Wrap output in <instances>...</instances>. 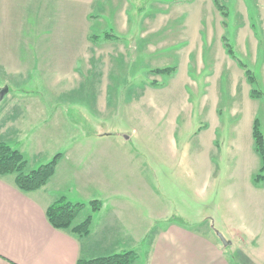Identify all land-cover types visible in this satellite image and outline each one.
<instances>
[{"label":"rangeland","instance_id":"1","mask_svg":"<svg viewBox=\"0 0 264 264\" xmlns=\"http://www.w3.org/2000/svg\"><path fill=\"white\" fill-rule=\"evenodd\" d=\"M230 1L231 5L221 2L230 18L226 28L222 23H186L178 0H123L120 4H108L107 15L98 9L93 15L91 34L100 36V40L87 43L82 53H92L91 63L101 65L100 74L96 71L84 76L69 74L75 81L73 87L82 84L78 83L79 78L82 81L90 78L99 89L97 95L84 89L71 91L58 100L62 92L55 87L63 81L62 76L22 78L0 74V90L7 85L11 87L0 102V142L22 150L32 167L46 164L61 153L64 161H60L59 169L66 174L71 153L78 150L77 141L91 143L92 149H107V163L117 164L116 169L107 173V182L104 180L108 193H96L94 188L84 192V198L97 194L100 200L109 203L99 214L87 207L79 214L77 223L95 215L100 220L98 237L107 227L105 220L115 212L116 201L124 197L134 202L133 213L147 217L152 203L159 218L144 241L131 247L139 259L141 256V262L149 255L153 241L171 239L164 233L158 236L161 230L179 225L190 234L205 232L204 256L212 257L211 240L216 247V264H264V183L253 182L261 168V159L253 148V121L243 108L237 109L241 115L236 121L230 119L232 101L226 91L224 106L230 114L222 116L217 134L220 147L216 151L219 124L216 123V64L210 66L213 51L207 47L202 50L199 38L187 44L200 36H228L238 57L254 72L256 88L263 93L262 98L253 100L249 96L251 86L244 77L235 104L242 102L254 119L259 118L264 133V12L258 6L260 0H242L243 6ZM240 10L244 11L243 18L237 12ZM114 12L128 17L129 23H114ZM46 16L42 31L45 37L53 38L65 30L73 34V29L52 22V12ZM231 16L233 20L236 18V23L231 22ZM106 34L120 40L105 41ZM57 46L62 56L59 65L63 68L72 65L73 60L66 58L72 52L71 45ZM44 48L51 50L47 43ZM39 51V48L34 50ZM193 51L188 71L185 65ZM51 62L47 60L45 67ZM165 68H176L175 75L168 77L153 72ZM210 72L214 73L211 78ZM154 82L160 86L152 85ZM64 83L69 86L68 81ZM67 100L71 101L67 103ZM54 101L51 106L57 116L51 123L45 118L44 124L37 118L36 112L42 109L39 103ZM5 136H16L19 140L12 137L7 141ZM87 136L97 141L86 140ZM127 139L130 143L125 146ZM175 139L178 149L173 145ZM235 143L234 150L228 149V145ZM91 154L95 157L96 152ZM75 174L70 181L77 186L88 183V179ZM120 189L124 190L122 196L118 195ZM131 196H138L141 201L129 199ZM217 232L232 244L224 246ZM126 237L121 233L116 237L110 235L109 245L122 253ZM102 239L106 241L105 236Z\"/></svg>","mask_w":264,"mask_h":264},{"label":"crops","instance_id":"2","mask_svg":"<svg viewBox=\"0 0 264 264\" xmlns=\"http://www.w3.org/2000/svg\"><path fill=\"white\" fill-rule=\"evenodd\" d=\"M122 2L123 0H0V74L22 78L31 75L47 76L57 74L62 76L63 81L55 87L57 91L62 92V94H59L58 100L64 99L71 91L75 93L86 89L88 92H99V89L90 78L86 81L79 78L78 83L82 84L73 87L75 81L70 78L69 74L84 76L88 75L87 73L93 74V71L100 74L101 65L91 63L92 53H82L87 47V43H96L100 40V38L96 39L94 34H91L93 15L100 8L103 13L101 14L106 13L107 15L109 11L105 10V7L108 4H120ZM221 2L231 5L230 0H193L190 3H178L182 5L181 12L185 18L183 21H186V23H222L223 26V23H229L230 18ZM234 3L244 5L242 0H235ZM217 4L222 5L223 10H219ZM258 6L260 11L264 12V0H260ZM49 12L53 13L52 22L61 23L62 28L73 29V34L65 30L64 32L59 31L58 35H54L53 38L45 37L42 31L44 23H47L46 13ZM237 12L241 13L242 18L244 17V11ZM114 13V23H129L130 19L128 17L123 18L120 12ZM231 22L236 23V18L233 20L231 16ZM239 22H242V19ZM224 36L226 35L220 34L216 38L209 35L206 38L200 36L191 39L187 43L190 45L193 40L199 38L202 50L207 47L209 51H213L210 66L216 64V123L219 124L216 129V151L220 147L217 134L220 131L222 116L230 114V110L224 106V93L226 91L228 99L232 101L230 119L236 121L238 116L241 115L237 109L242 110L243 108L245 115H249L250 121H253V123L255 121L254 115L251 114V111L248 113V109L242 102L235 104L238 101V87L242 88L246 76L238 65L242 72L237 69L226 53L223 44ZM45 43L51 47V50H45ZM58 44L71 45L72 47V52L66 58L73 61L72 65L67 66V68L59 65L61 61L59 58L62 56L59 53ZM37 48L40 51L34 52ZM216 54H221V56L217 58ZM193 56L194 51L187 58L188 62L185 66L188 71ZM22 57H25V60H22ZM63 58L65 57L63 56ZM47 60L52 62L45 67ZM77 60H79V63H77ZM200 62L202 64V59H200ZM74 66H78V68L76 69ZM202 68H205L204 64H202ZM209 75L211 78L214 73L210 72ZM67 81L69 86L64 83ZM7 86L5 88L10 91V85ZM23 86H27V84ZM19 90H22V88ZM247 95L248 91L245 92L246 98H248ZM100 100L102 101V99ZM68 101L71 100H67V103ZM247 102L250 101L247 100ZM39 104H42V109L36 112L39 114L37 118L39 121L42 120L44 124L47 122L44 119L47 118L51 123L57 116L56 109L51 106L55 104V101L46 104L40 102ZM25 106L27 107V105ZM9 137L5 139L8 141V139L14 137L19 140L16 136ZM86 140L97 141L91 136H87ZM82 142L84 141L76 142L75 146L78 150L71 153L72 159L67 167L66 174H63V170L59 169V165L55 176L48 185L38 191L23 192L16 186L14 175H0V264H78L80 260L84 259L104 257L110 253L120 254L121 252H116L117 250L109 245V236L116 237L120 233L127 236L126 244L122 243V250L120 251H123L122 253L134 251L131 247L140 245L148 236L147 233L154 228V221L159 217H157L152 203L149 205L151 213L149 217L145 215L137 216L133 213L135 203L126 200L124 197L114 203L115 212L105 220V222H108L107 227L104 233L98 235V237L96 230L100 228V220L98 222L95 215L93 216L91 233L87 237H79L69 231L52 227L46 212L49 206L62 196L67 197L72 202L85 204L94 200L101 202L103 200L104 206L100 211L109 203V201L106 202V199L100 200L97 194H93L91 198H84V192L94 188L96 193L98 191L103 194L108 193L104 180L107 182V173L116 169L117 164H111L110 166L107 163V149H92L93 145L91 143L82 144ZM233 142H235V138ZM128 143H130L129 139L124 140L125 146ZM173 145L178 149L176 139ZM235 146L236 143L228 145V149L234 150ZM20 151L22 152V150ZM92 152H96L95 157L91 154ZM38 166L33 165L34 168ZM72 172L77 173L85 180L88 179V183L77 186L73 181H70L77 176ZM201 172L203 173V169ZM69 182L72 183V186L69 185ZM115 193L116 190L113 191V194ZM123 194L124 190L120 189L118 195L122 196ZM129 199L137 202L141 201L138 196ZM100 211L96 213L99 214ZM161 218L167 219L168 217L161 216ZM98 232L100 234V230ZM163 233L165 236H171V239L163 242L153 241L147 253L149 255L142 262L140 256L136 264H216V247L210 243L211 240L209 241V247L212 257L209 259L204 256L205 232H198L194 235L177 225L172 226L169 230L168 228L161 230L158 236L162 237ZM104 236L106 241L102 239ZM200 237L201 240H199Z\"/></svg>","mask_w":264,"mask_h":264},{"label":"trees","instance_id":"3","mask_svg":"<svg viewBox=\"0 0 264 264\" xmlns=\"http://www.w3.org/2000/svg\"><path fill=\"white\" fill-rule=\"evenodd\" d=\"M193 0H178V2H192ZM218 5L219 10H223L222 5ZM225 15V13H224ZM228 23H223L226 28ZM98 39L100 36L94 35ZM104 40L119 41L120 38L106 34ZM223 44L228 56L234 60L237 65L244 71L247 82L251 86L250 96L252 99H260L263 93L256 88L257 79L254 72L245 64L230 43L228 36L223 37ZM158 75L171 77L175 75L176 68H165L153 70ZM152 85L160 86L157 83ZM252 136L254 139V150L261 159V168L254 177L255 185L264 183V133L259 118H256L252 127ZM63 159V154H57L50 162L42 164L36 168L27 160L26 156L19 150L13 149L8 143L0 142V175H14L16 186L23 192H34L44 188L55 176L59 163ZM103 203L98 200L91 201L88 204L72 202L67 197L62 196L56 200L47 209V218L49 223L58 230H66L79 237H87L91 233L93 216H89L81 223L77 224L79 214L90 207L94 213L102 209ZM139 255L135 251H129L120 254H111L95 259L80 260L78 264H136Z\"/></svg>","mask_w":264,"mask_h":264},{"label":"water","instance_id":"4","mask_svg":"<svg viewBox=\"0 0 264 264\" xmlns=\"http://www.w3.org/2000/svg\"><path fill=\"white\" fill-rule=\"evenodd\" d=\"M9 89L8 88H4L0 91V102L2 100H4L5 96L8 94ZM217 235L219 237V239L221 240V242L223 243L224 246H229L231 245V241H228L224 235H222L221 233L217 232Z\"/></svg>","mask_w":264,"mask_h":264}]
</instances>
